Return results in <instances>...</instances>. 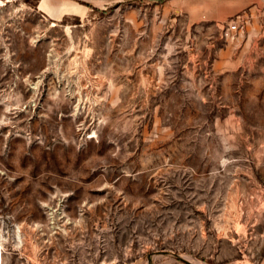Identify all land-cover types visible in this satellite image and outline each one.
<instances>
[{
	"label": "rangeland",
	"instance_id": "obj_1",
	"mask_svg": "<svg viewBox=\"0 0 264 264\" xmlns=\"http://www.w3.org/2000/svg\"><path fill=\"white\" fill-rule=\"evenodd\" d=\"M0 245L264 264V0H0Z\"/></svg>",
	"mask_w": 264,
	"mask_h": 264
},
{
	"label": "built area",
	"instance_id": "obj_2",
	"mask_svg": "<svg viewBox=\"0 0 264 264\" xmlns=\"http://www.w3.org/2000/svg\"><path fill=\"white\" fill-rule=\"evenodd\" d=\"M241 22L240 21H234L230 23L226 29H225V36L231 37L232 35L238 33L241 31ZM104 264H113V263H104Z\"/></svg>",
	"mask_w": 264,
	"mask_h": 264
},
{
	"label": "bare ground",
	"instance_id": "obj_3",
	"mask_svg": "<svg viewBox=\"0 0 264 264\" xmlns=\"http://www.w3.org/2000/svg\"><path fill=\"white\" fill-rule=\"evenodd\" d=\"M72 11H76L75 8H71ZM1 246V245H0Z\"/></svg>",
	"mask_w": 264,
	"mask_h": 264
}]
</instances>
